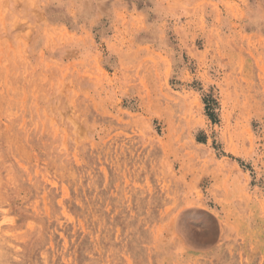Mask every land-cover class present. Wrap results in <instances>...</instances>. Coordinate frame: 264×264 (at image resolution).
<instances>
[{
    "label": "rangeland",
    "instance_id": "1",
    "mask_svg": "<svg viewBox=\"0 0 264 264\" xmlns=\"http://www.w3.org/2000/svg\"><path fill=\"white\" fill-rule=\"evenodd\" d=\"M164 4L0 0V264H264V0Z\"/></svg>",
    "mask_w": 264,
    "mask_h": 264
},
{
    "label": "crops",
    "instance_id": "2",
    "mask_svg": "<svg viewBox=\"0 0 264 264\" xmlns=\"http://www.w3.org/2000/svg\"><path fill=\"white\" fill-rule=\"evenodd\" d=\"M168 0H49V17L65 22L74 28L77 24L91 30L105 44L116 43L119 32L125 27L122 16L128 14L133 26L137 20L147 18L152 25L161 26L164 21L173 23L166 15L164 2ZM78 21V22H77ZM68 24L67 22H65ZM264 31V24L262 27Z\"/></svg>",
    "mask_w": 264,
    "mask_h": 264
},
{
    "label": "bare ground",
    "instance_id": "3",
    "mask_svg": "<svg viewBox=\"0 0 264 264\" xmlns=\"http://www.w3.org/2000/svg\"><path fill=\"white\" fill-rule=\"evenodd\" d=\"M210 235L212 236L213 234L210 233ZM210 235H209V233H204L202 236L197 237V240L199 242H203L204 243L205 241H207V240H209L211 238Z\"/></svg>",
    "mask_w": 264,
    "mask_h": 264
}]
</instances>
